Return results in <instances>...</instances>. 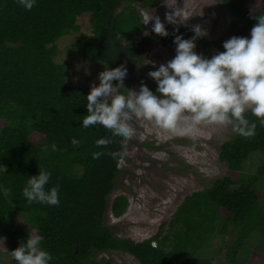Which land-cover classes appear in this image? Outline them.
Segmentation results:
<instances>
[{"label":"trees","instance_id":"obj_1","mask_svg":"<svg viewBox=\"0 0 264 264\" xmlns=\"http://www.w3.org/2000/svg\"><path fill=\"white\" fill-rule=\"evenodd\" d=\"M163 1L36 0L28 10L17 0H0V243L9 251L36 228L52 257L49 264H119L104 254L113 251L127 252L139 264H264V246L237 260L254 231L264 236V157L254 172L245 170L253 152L264 154V126L258 122L255 135L234 132L221 143L218 156L227 164L226 173L187 194L166 222V232L136 240L116 235L108 222V211L118 217L129 203L124 193L111 197L121 168L120 160L108 153L120 152L123 138L99 124L79 126L89 90L67 81L66 64L56 60L57 40L78 31L77 17L90 13V32H80L68 52L79 54L83 63L98 61L110 68L124 64L125 86L137 77L155 91V81L135 68L146 49L152 44L171 48L174 35H193L184 23L166 24L169 34L163 37L146 29L135 4L148 7ZM221 2L231 15L229 28L216 38L203 35L195 41V49L206 57L223 51L222 42L230 36H247L256 23L252 15L264 12V0ZM244 115L257 120L250 111ZM73 137L80 141L76 146L70 142ZM101 137L112 142L98 146L95 141ZM52 141L57 150H43ZM94 151L103 154L93 159ZM38 167L51 172L46 188L59 185L58 205L28 203L23 197L21 189ZM229 224L235 234L226 261L192 255L217 228L224 232Z\"/></svg>","mask_w":264,"mask_h":264},{"label":"clouds","instance_id":"obj_2","mask_svg":"<svg viewBox=\"0 0 264 264\" xmlns=\"http://www.w3.org/2000/svg\"><path fill=\"white\" fill-rule=\"evenodd\" d=\"M17 2L30 10L36 0ZM252 16L256 23L247 36H230L222 42L224 50L216 51L210 57L194 51L196 39L206 35V30L199 24L192 26L191 37L174 35V56L147 72L155 81V91L143 82L138 90L128 88L123 83L128 74L124 64L111 68L105 65L97 74L98 83L89 85L84 105L87 113L82 116L79 126L87 128L99 124L112 136L123 138L121 151L108 153L117 161L128 154L125 146L134 135L130 123L133 117L151 121L176 136L192 135L201 123L228 125L243 137L255 135L257 122L264 126V12ZM185 19L179 9L172 7L171 12H165L164 22L152 14L144 25L151 20V31L163 37L169 34L165 22L177 24ZM246 111L257 120L250 121L244 115ZM70 142L74 146L80 143L75 137ZM111 142V137H101L95 144L104 146ZM48 148L56 151V142L43 146V150ZM102 154L94 151L91 155L96 159ZM50 176L49 170L40 167L37 174L28 176L21 189L28 203L49 206L60 203L59 185L45 187ZM43 239L38 229L32 228L26 239L9 251L11 259L15 264H49L52 257L41 246Z\"/></svg>","mask_w":264,"mask_h":264},{"label":"rangeland","instance_id":"obj_3","mask_svg":"<svg viewBox=\"0 0 264 264\" xmlns=\"http://www.w3.org/2000/svg\"><path fill=\"white\" fill-rule=\"evenodd\" d=\"M135 5L144 23L152 14L159 16L164 22L165 12H171L172 7L177 8L186 18L184 24L191 28L199 24L211 39L224 34L231 20V15L221 0H165L157 6ZM89 19L90 13L80 14L77 17L79 30L58 38L56 56L57 61L66 64L67 81L88 90L90 83H98L97 74L105 65L98 61L80 62L79 54L69 53L68 48L80 32H90ZM151 23V20L148 21L147 30H151ZM166 24L169 23L165 22ZM194 51L199 52L198 49ZM174 54L175 46L166 48L160 44H152L146 49L143 61L149 63H141L135 68L141 75L152 79L147 72L165 63ZM140 83L135 77L130 81L129 88L138 90ZM130 123L134 128V135L128 139V154L119 162V183L111 193V197L118 193L126 194L129 203L125 212L118 217L108 211V222L116 235L139 240L156 232H166L169 226L166 222L172 219L175 209L187 194L204 188L213 179L226 173L227 164L219 159L218 154L221 143L234 132L228 125L201 123L192 135L176 136L142 118L133 117ZM262 157L264 154L253 152L245 170L254 172ZM18 219L26 224L20 216ZM234 234L235 228L231 224L224 232L217 228L206 244L192 249V255L206 257L213 262L226 261L227 245L231 243ZM256 246H264V236L254 231L240 250L237 260H246L251 249ZM104 254L112 256L119 264H139L138 259L127 252L113 251ZM0 264H14L9 250L2 243Z\"/></svg>","mask_w":264,"mask_h":264}]
</instances>
